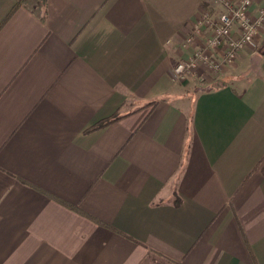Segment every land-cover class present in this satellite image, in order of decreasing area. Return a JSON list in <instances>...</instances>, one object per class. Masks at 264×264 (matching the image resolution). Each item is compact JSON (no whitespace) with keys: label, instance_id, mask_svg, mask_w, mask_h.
Masks as SVG:
<instances>
[{"label":"crops","instance_id":"obj_1","mask_svg":"<svg viewBox=\"0 0 264 264\" xmlns=\"http://www.w3.org/2000/svg\"><path fill=\"white\" fill-rule=\"evenodd\" d=\"M222 8L0 0V264H264V27L172 74Z\"/></svg>","mask_w":264,"mask_h":264},{"label":"built area","instance_id":"obj_2","mask_svg":"<svg viewBox=\"0 0 264 264\" xmlns=\"http://www.w3.org/2000/svg\"><path fill=\"white\" fill-rule=\"evenodd\" d=\"M220 3L223 8L216 13L204 11L193 27V34L186 37L185 43L190 44L203 31H210L204 45L174 65L172 74L176 77H189L201 64L217 70L224 62L233 59L243 46L256 47L255 37L264 27V0H220ZM234 28H238L236 38L232 36ZM225 46L221 57L210 51Z\"/></svg>","mask_w":264,"mask_h":264},{"label":"rangeland","instance_id":"obj_3","mask_svg":"<svg viewBox=\"0 0 264 264\" xmlns=\"http://www.w3.org/2000/svg\"><path fill=\"white\" fill-rule=\"evenodd\" d=\"M216 10H220V9H212L211 11H209V13L210 12H212V11H215V13L217 12ZM219 12V11H218ZM196 24V23H195ZM207 29V28H206ZM209 33H210V31L207 29V31L205 30V31H203L202 32V35H200V36H197L196 38H195V41L198 39V37L200 38L201 36H203L204 35V37H201V39L199 40V44L200 45H204V42H205V40H206V38L208 37V35H209ZM193 34V31H192V33H191V35ZM261 37V32L259 33V34H257V36L255 37V44H256V47L255 48H253V49H257L258 48V46H259V43H260V38ZM201 42V43H200ZM199 45V46H200ZM251 48H252V46H250ZM210 51H212L214 54H215V56H219V57H221V54H222V52L224 51V49L223 48H221V47H217V48H215V49H210ZM182 59H185V58H182ZM181 60V59H180ZM179 61V60H178ZM177 61V62H178ZM176 62V63H177ZM220 68H222V66L220 67ZM219 68V69H220ZM219 69H217V70H213V69H209L208 67H206L205 65H199L197 68H196V70L194 71V73H191V75H189V77L187 76V77H182V78H178V77H176L175 75H173L174 76V78L175 79H177L178 81H180V82H186V81H188V80H192V81H195V82H199V83H201V84H206V83H210V82H208L209 81V79L208 78H210L211 76H212V74L213 73H215V72H217V71H219ZM205 71H206V74H207V76H210V77H206V75H203V73H205ZM209 71V72H208ZM197 73H199L200 75H197ZM212 82V81H211Z\"/></svg>","mask_w":264,"mask_h":264},{"label":"trees","instance_id":"obj_4","mask_svg":"<svg viewBox=\"0 0 264 264\" xmlns=\"http://www.w3.org/2000/svg\"><path fill=\"white\" fill-rule=\"evenodd\" d=\"M121 117V115H117V114H113L109 117H106L98 122H96L95 124L91 125L89 128H87V130H95V129H99V128H102L116 120H118L119 118ZM262 172L264 174V166L262 168Z\"/></svg>","mask_w":264,"mask_h":264}]
</instances>
